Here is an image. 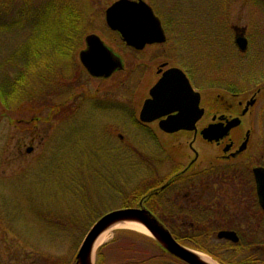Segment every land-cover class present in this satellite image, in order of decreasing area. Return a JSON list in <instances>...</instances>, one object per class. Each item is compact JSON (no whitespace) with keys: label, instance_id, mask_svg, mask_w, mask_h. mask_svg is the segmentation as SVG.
Here are the masks:
<instances>
[{"label":"rangeland","instance_id":"rangeland-1","mask_svg":"<svg viewBox=\"0 0 264 264\" xmlns=\"http://www.w3.org/2000/svg\"><path fill=\"white\" fill-rule=\"evenodd\" d=\"M15 1L16 10L29 0ZM32 1L37 4L40 2ZM113 1L88 0L85 4L90 6L94 4L92 10L98 12L104 11ZM146 1L151 3L156 12L160 11L163 22L165 20L167 23L165 29L168 40L163 47L151 48L146 54L132 50V54L126 57L127 69L115 73L106 80L87 78L83 73L77 76L78 79L81 78L82 83L77 84L73 83L72 74L69 79L61 80L63 84L71 85L69 93L60 95L61 90H47L42 97L36 99L34 97L32 102L22 104L12 112L3 109L0 103V264H10V261L15 264H32L35 261L33 264H38L42 259L40 255H44L46 259L44 264L46 262L52 264L63 259L68 261L65 264H70L74 261L73 258L82 239L89 230L86 226L92 218L91 216L82 223V218L87 219L89 212H79L77 204L80 200L87 203V198L91 201L89 198L93 195L92 187L97 197L108 202L107 206H104V212L117 209L124 202L128 203L127 197L134 194L131 191L135 184L126 190L127 193L116 196L110 195L107 187L105 189L107 176L109 178L110 174L125 179L123 173L130 167L128 159L111 150L108 155L109 150L104 145L102 146L105 149L96 147L95 138L103 143L106 137L110 138L109 149H114L112 140L116 138L118 143L114 150L118 152L135 147L133 149L137 151L132 153L134 156L131 157V161L133 164L139 163L142 159L140 154L144 148L143 136L140 132L135 133L134 125L126 118L125 113L126 109L130 111L137 109L139 112L140 107H137V104H141L142 96L148 95L150 87L156 82V71L162 63L167 62L169 66H178L185 70L190 68L193 71L194 83L199 87L197 88L202 95V106L207 110L220 108V95L229 96L228 85L237 87L241 84L237 92L243 94L241 99L249 97L258 87H264V0ZM57 2L58 0L48 1L49 5H57ZM85 7L90 10L89 7ZM236 27H239V32H243L242 36L245 34L249 40V48L245 53L241 52L235 43ZM23 37L21 33L18 36L0 34V63L9 56L11 50L15 49L18 41H21ZM110 45L114 50L122 51L123 58L130 53L129 49L124 47L125 45L116 41H111ZM48 55L49 53H46L45 56ZM77 62L79 60L75 61L76 64ZM143 63L147 66L141 65ZM12 70L8 67L0 68V76ZM196 70H198L197 74ZM248 75H252V78L257 75V79L247 78ZM261 77L263 78L260 81ZM253 82L259 83L252 87ZM98 102L104 104L106 108L109 107L108 111L102 109L101 112L89 114L93 104ZM263 104L264 100H261L257 109ZM111 105L119 110L113 112L110 109ZM78 107V116L75 121L69 123L72 119L66 115L68 110L74 111ZM88 114L91 117L88 118ZM103 127L107 128L106 137ZM61 131H64L63 136L66 137L67 144H69L68 139L72 141L74 145L72 148L61 146ZM257 132H264V123L258 122ZM120 135H123L124 139H120ZM165 137L167 139H162L167 150L170 151L169 156L161 152L157 155L147 141L144 143L145 148L152 152L149 155L153 159L162 157L163 160L158 166L154 163V167L152 166L154 161L151 162L152 168L146 170L145 174L142 172L141 165L138 164L137 168L141 170L143 182L139 181L136 187L140 188L143 196L157 186V177H164L171 173L174 166L180 163L184 165L189 159L188 155H193L188 145L190 140L178 139L182 137L181 135L176 136L177 140L173 136ZM31 147L33 151L28 153L27 150ZM57 151L59 154L66 152V158L70 161L79 160L86 153L94 155L90 173L85 174L86 168L76 165L75 175L83 181H80V184L77 183L75 187L74 184L71 186L73 189H70L69 198L62 204L43 193L52 192L53 184L58 185L61 177L64 176H55L51 174L53 171L49 173L42 171L50 162L48 157L55 155ZM204 158L206 159L207 155ZM84 160L83 157L82 161ZM43 162L44 165L41 167ZM66 162L69 164L68 161ZM60 165L63 170L66 169L64 164ZM10 177L13 179L10 180ZM135 182L136 180H133V183ZM171 190H164L163 194L161 192L159 195L161 198L166 194L171 195L173 194ZM31 191L36 195V199L45 196L42 198L44 203L52 207L56 206L54 210L42 208L44 209L42 212L41 209L45 220L42 225L37 221L33 203L28 202L27 198L24 199ZM55 194L58 195V187ZM169 197L172 198V196ZM166 207L168 209L170 205ZM174 210L176 209L168 211L173 213ZM92 213L96 214L95 210ZM50 216L68 217L69 222L61 230L66 221H58L53 225V220L48 218ZM159 216L171 227H177L184 222L189 223L188 220L182 219L183 216L175 215L176 218L171 220L164 213ZM184 226L186 228L187 225ZM125 231L119 228L108 235V238L97 248L95 264H134L129 262H132L130 257L134 256V254H128L130 249L152 248L153 243L142 240L138 232ZM191 232L194 233L193 230ZM21 253L24 254L25 260L19 263L15 257L21 258ZM151 264H164V262L162 259H157Z\"/></svg>","mask_w":264,"mask_h":264},{"label":"flooded vegetation","instance_id":"flooded-vegetation-1","mask_svg":"<svg viewBox=\"0 0 264 264\" xmlns=\"http://www.w3.org/2000/svg\"><path fill=\"white\" fill-rule=\"evenodd\" d=\"M74 1L80 4V0ZM90 1L97 2V0ZM93 5L88 4L90 10L82 6L78 9L75 5L71 6L72 14L74 16L76 14L86 23L85 32L79 39V53L87 48V36L91 33L99 35L111 49V41L125 44L121 33L111 29L107 23L108 7L104 11L96 12L92 10ZM154 12L162 21L160 11L154 10ZM121 15L127 16L128 13L124 12ZM163 26L165 28L164 23ZM161 46L163 47V44L159 43L146 45L140 54H146L149 49ZM114 51L123 56L122 51ZM159 70L161 71L158 69L157 74L160 78L162 73ZM228 86L231 91L229 96L220 95L219 109L205 108L204 113H201L195 124L189 128L191 130L177 133L182 136L180 138L190 140L189 147L194 153L186 169L195 165L191 176L208 178L184 181L187 190L175 185L171 190L172 206L176 209V215L188 217L187 224L190 227L185 231L188 237L183 241L186 245L204 249L218 263L264 264V207L261 204V196L258 195L255 174L257 169H264V132H257L258 122L264 123V104L257 109V105L264 100V88H258L246 99H241L243 95L236 92L239 91L238 87L241 84L237 87ZM250 97H254L255 102L247 107ZM146 98L148 96L144 97V101ZM243 111L245 114L242 115ZM172 114L175 115L176 112ZM237 117H240L239 124L233 126L231 123ZM153 124L159 126L158 121ZM213 125H217L218 132L213 130L215 128L211 129ZM203 130L206 137L203 135ZM211 136H219V138L209 142L206 138ZM202 145H205L206 150L201 153ZM215 170L218 174L210 173ZM262 192L264 198V189ZM182 198L186 201H182ZM177 229L179 228L175 226V230ZM191 230L194 231L193 234L204 235V239L203 237L194 239L196 235L191 234ZM228 232H233L237 241L235 238L223 236ZM184 237L181 236V239ZM181 239L180 243H182ZM244 258L248 259L244 260ZM174 259L176 264H187L177 258Z\"/></svg>","mask_w":264,"mask_h":264},{"label":"trees","instance_id":"trees-1","mask_svg":"<svg viewBox=\"0 0 264 264\" xmlns=\"http://www.w3.org/2000/svg\"><path fill=\"white\" fill-rule=\"evenodd\" d=\"M15 2V0H0V26L4 27L3 30L7 29L6 31H8V33H15L18 35L19 33L22 34V32L19 31L22 30L26 35V39L11 55L13 62L16 63L15 74L7 76L4 80H0V98L7 111H11L15 109V107H21L22 104L29 103L28 101L32 100L34 97H42L44 94V86L47 84L51 86L56 85L62 77L69 79L70 75H72L70 73L65 74L62 70V66L59 64L62 57H65L64 49L69 50L71 48L72 42L69 36L72 33L71 29H73L72 23L64 21L59 3L57 2V5H49V3L43 5L44 3L42 4L41 1L38 4L33 1H27L23 6H19L15 10ZM46 53H49V55L45 56ZM75 78L76 77L73 76V83ZM69 115H73V113L71 112ZM113 147L116 148V142L114 141ZM111 152L128 158L123 153L118 152V150L111 149ZM108 155H110V152ZM93 156L92 154H85L82 155V158H85L84 161H82V158L70 161L66 158V155L63 157L62 154L60 156L61 159L59 158L60 161H62V158L63 161H68L69 167H66L65 173L64 170L61 173L57 165L53 164V166H48L49 169L53 171L51 174L55 176L64 175L58 185L53 184L54 190L48 194L54 199L59 200L61 204L64 203V201L69 198L70 189H73L71 186L74 184L75 187L77 183L80 184V181H83L75 175V171H77L76 165L78 164L81 168H86L85 174L90 173V166H93ZM128 163L130 165L129 170L123 173L125 179L110 174L109 178L107 177L108 180L105 183V189L107 187L108 193L116 196L125 193L129 187L135 184V187L131 191V193L134 194L127 197L129 198L128 203L124 202L127 206H133L141 201L143 197L140 188L136 187L142 179L140 178V170L137 168V164H132L130 161H128ZM133 180H136V182L133 183ZM57 187L58 195L55 194ZM92 189L93 195L89 198L91 201L87 198V203L80 200L77 204L79 206V212L85 213V211H88L89 217L93 216L89 219L86 229L101 217L104 203L100 197L95 195L96 192H94L93 187ZM78 191H80V189H78ZM29 198L35 207L34 209H36L34 212L39 214L38 219L44 221L41 215V209L46 203L36 199L35 195L32 193H30ZM94 210L96 214L92 213ZM42 212H44V209H42ZM48 218L53 220V225L58 221L65 220L66 222L61 227V230H63V227L69 222L67 219L68 217L53 218L50 216ZM86 220H88V218H82V223ZM74 221L77 222V220Z\"/></svg>","mask_w":264,"mask_h":264},{"label":"water","instance_id":"water-1","mask_svg":"<svg viewBox=\"0 0 264 264\" xmlns=\"http://www.w3.org/2000/svg\"><path fill=\"white\" fill-rule=\"evenodd\" d=\"M122 5H126V9L132 14L137 12L138 18L134 20L135 22H132L131 20L133 17H129V20L121 21V18L112 17L111 19L109 16V24L114 29L120 30L123 33L125 40L130 45L140 48L146 42L165 40L164 31L160 22L154 17L152 10L148 6H146L143 2L134 3L127 0H121L117 2L109 12L114 11L115 9H120ZM159 34L160 37H158V39L154 37ZM88 40L90 48L88 51L82 52L81 57L84 65L92 75L97 77H109L114 71L123 67L121 60L109 51L98 37L90 36ZM239 42L241 47L245 48L246 41L240 40ZM184 89L192 94V89L188 85L184 74L177 69L168 70L159 83L152 88L151 94L153 95V100L146 103L142 112L143 119L151 120L159 117L166 111L180 109L178 104L182 105L183 102L179 99L176 92ZM185 111L186 110L183 112L181 111L183 116L185 115ZM147 114H151V116L147 117ZM182 119L183 118L178 119V122ZM173 123L174 121L172 119H168L164 121L162 125L164 128L168 126L171 127L173 126ZM123 219L138 220L148 227L159 239H161L171 251L180 255L184 259L193 262L194 264H204L192 253L176 245V243L172 241L169 233L158 224L157 220L151 218L150 214H148L145 210L140 209L119 210L104 216L87 235L78 255L79 264H89L91 250L98 235L114 222Z\"/></svg>","mask_w":264,"mask_h":264},{"label":"bare ground","instance_id":"bare-ground-1","mask_svg":"<svg viewBox=\"0 0 264 264\" xmlns=\"http://www.w3.org/2000/svg\"><path fill=\"white\" fill-rule=\"evenodd\" d=\"M130 229L142 232L144 234H149V231L147 228H145L142 224L133 221V220H122L119 222H116L115 224L111 225L109 228H107L102 234L98 237L96 242L93 244V248L91 250V255L89 257V264H94L96 259V250L97 248L108 238V235L116 229ZM203 260H205L207 263L213 264L211 258L206 256L202 253H197Z\"/></svg>","mask_w":264,"mask_h":264},{"label":"snow or ice","instance_id":"snow-or-ice-1","mask_svg":"<svg viewBox=\"0 0 264 264\" xmlns=\"http://www.w3.org/2000/svg\"><path fill=\"white\" fill-rule=\"evenodd\" d=\"M146 23V22H145Z\"/></svg>","mask_w":264,"mask_h":264}]
</instances>
